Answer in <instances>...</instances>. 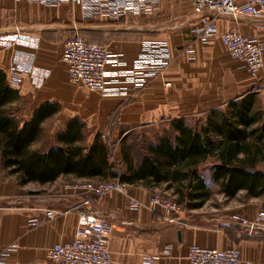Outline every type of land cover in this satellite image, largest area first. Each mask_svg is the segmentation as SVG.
<instances>
[{"label": "crops", "instance_id": "crops-1", "mask_svg": "<svg viewBox=\"0 0 264 264\" xmlns=\"http://www.w3.org/2000/svg\"><path fill=\"white\" fill-rule=\"evenodd\" d=\"M195 25L192 0H160L152 15L119 21L100 17L85 19L81 9L71 4L57 10L38 3L0 0V70L6 74L8 84L19 91L23 98L21 104L29 101L26 103L29 118L44 103L60 106L59 113L44 125L45 129L49 122H58L52 145L56 144L57 134L74 118L91 129L86 141L90 145L97 134H103L116 113L117 122L113 126L116 128L110 133L114 141L117 133L125 131L124 136L133 129L164 126L171 131L173 121L180 118L190 121V115L176 111L173 97H192L200 91L204 97H219V105L210 104L201 110L209 113L225 110L230 102L247 95H256L258 99L264 94V67L259 76H252L240 61L229 55L221 41L224 33L237 30L245 36H258L264 42V28L256 32L251 20L234 23L221 19L219 34L202 45L192 42L190 32ZM16 30L24 32L22 42L5 49L4 42ZM78 32L90 34L100 45L122 55L128 68L142 52L144 41H166L173 63L135 97L84 93L70 81L68 66L62 61L65 42ZM12 66L16 72L10 71ZM166 82L171 84L170 89L165 88ZM164 90L171 91L170 99ZM66 180L86 181L63 176L54 183L39 185L43 193L38 195L36 191H23L26 186H20L17 178L7 176L0 169V250L12 247L2 264H51L47 250L54 244L74 239L78 228L76 214L46 221L47 210L63 211L81 200L67 187ZM127 187L129 196L115 193L93 198L90 206L93 212L108 216L112 223L113 264H144L145 258L152 255L161 257L158 264H189L187 255L193 245L220 250L237 247L242 264L248 261L264 264V238L249 237L229 225L230 217L235 214L254 219L264 208L262 198L238 200L245 192L233 199L219 194V204L208 208L213 195L203 208L184 211L179 217L183 223L177 225L166 221L164 211L157 214L150 210L148 203L157 189ZM165 192L172 196L171 192ZM129 197L140 205L133 208ZM35 219L45 222L33 228L30 222ZM169 246L172 252L166 255Z\"/></svg>", "mask_w": 264, "mask_h": 264}, {"label": "trees", "instance_id": "trees-1", "mask_svg": "<svg viewBox=\"0 0 264 264\" xmlns=\"http://www.w3.org/2000/svg\"><path fill=\"white\" fill-rule=\"evenodd\" d=\"M22 99L0 70V167L20 186L51 184L63 176L118 179L126 186L164 188L186 210L203 208L213 187L228 199L245 192L264 201V116L256 95L209 112L200 126L186 118L173 121L171 131L149 138L137 157L123 142L119 173L113 171L109 146L100 134L86 145L88 129L79 118L67 123L50 149L34 150L60 106L44 103L24 119Z\"/></svg>", "mask_w": 264, "mask_h": 264}, {"label": "built area", "instance_id": "built-area-1", "mask_svg": "<svg viewBox=\"0 0 264 264\" xmlns=\"http://www.w3.org/2000/svg\"><path fill=\"white\" fill-rule=\"evenodd\" d=\"M16 2L38 3L59 10L65 4L81 9L85 19L108 18L114 21L130 19L139 15H152L160 0H15ZM196 25L190 32L192 42L207 45L220 32L219 21L228 19L240 23L251 20L255 31L264 28V0H192ZM3 47L10 49L23 39V31L16 30ZM221 41L229 55L242 63L252 76H259L264 67V42L258 36H245L237 30H230L221 36ZM191 48V46L189 47ZM62 61L68 66L70 81L90 92L103 97H135L145 90L155 79L162 76L172 65L173 55L166 41L146 40L142 52L128 68L122 55L114 54L108 47L91 43L80 35L65 42ZM110 66L112 68H110ZM16 72L15 66L10 68ZM165 88L171 84L166 82ZM74 191L80 201L63 211L47 210L46 221L76 214L78 228L74 239L66 243L54 244L47 250V260L51 264H113L110 249L112 223L108 216L97 214L90 209L92 200L105 195L122 193L129 196L128 187L118 179L112 181H85L67 186ZM130 204L137 208L139 202L129 197ZM151 211L166 213V221L180 225L179 217L184 213L181 206L159 195H153L148 203ZM45 221L30 222L31 227L41 226ZM229 225L249 237L264 238V210L254 219L242 215H232ZM12 247L0 250V264L9 255ZM172 247L166 248L170 255ZM160 256H148L144 264H158ZM189 264H242L241 253L237 247L226 250L203 248L193 245L187 255ZM245 264H254L246 262Z\"/></svg>", "mask_w": 264, "mask_h": 264}, {"label": "rangeland", "instance_id": "rangeland-1", "mask_svg": "<svg viewBox=\"0 0 264 264\" xmlns=\"http://www.w3.org/2000/svg\"><path fill=\"white\" fill-rule=\"evenodd\" d=\"M75 35H80V36L84 37L85 39H87L88 41L97 42L100 44V42L94 41L92 36L88 33L78 32ZM78 87H81L83 89L84 93L89 92L87 89H85L82 86H78ZM202 92L200 91L199 95L192 96V97L191 96H187V97L184 96V97H179V98L177 97V99L175 97H173V99L176 100V102H174V104H172V105L176 106V108L178 109L176 111H178V112L180 111L179 113H181V114L190 115V117H189L190 122L193 124H197L199 126L202 125L203 122H205L207 114H208L205 112H201V110L207 109L210 106V104L214 105V104H216V103L218 104L220 102L219 97H216L214 95H212L213 97L212 96H205L204 97L201 94ZM166 93L168 95V98L170 99L171 91H165L164 95ZM187 99H188V102H187ZM181 100H183V101H181ZM28 102L29 101L27 100L25 103L21 104L20 106L27 107L26 103H28ZM257 109H260L263 113V116H264V94L257 99ZM28 115H29L28 111H26V108H25L24 119H28L29 118ZM117 115H118V113H116L114 115V117L111 118V120H110L111 124L107 128H105L103 130V134H100V135H101L102 140L103 141L105 140V142L109 146L110 156H111L110 161L114 167L113 171L119 173L121 171V160H122L121 159V157H122L121 156V152H122L121 147H122L123 142H125L126 145H130L132 147L133 156L137 157L139 154L142 153L143 145H144V143H148L149 138L154 139L155 135L160 134V133L162 134L164 132H169V131H168V129L165 130L164 126H160L158 128L153 127V128H149V129H146V128H139V129H135V130L133 129V130L129 131V133H127L124 136H123V133L125 131H122L121 133L115 132V134L116 133L117 134L115 137L116 139L114 141L111 139L112 134L110 136V133H112V131L115 130V128H116V127L114 128L113 126H116L114 124H116V122H117L116 121ZM263 119H264V117H263ZM57 124H58V122L55 120H53L47 124V126L44 129V134H43V137L41 138L40 142H38L36 145L33 146L34 150L46 151V150L50 149L52 146H54L51 144V138L53 136V131H54L55 125H57ZM159 128H161V129H159ZM87 129H88V134H89L91 129L90 128H87ZM157 131L159 133H157ZM0 169L3 170L1 167H0ZM3 171L5 172V174L7 176H10V175H8L7 171H5V170H3ZM203 171H204V169H203ZM206 172H208V171L205 170L204 174ZM12 177L17 178L16 176H12ZM106 181H112V180H106ZM66 182H67L66 183L67 186L79 183V181H72V180H66ZM93 182H101V181H93ZM212 189H213L214 198H213V202L208 204V208H210V206L212 207L214 205L219 204L217 202V199H218L217 197L220 194L218 192L219 189H218V187H213ZM23 191H36V192H38L37 193L38 195H42L43 187L39 186L38 184H29L25 187V189ZM57 191H58V189L52 190V193H56ZM154 195H159L166 200L176 202L175 199L172 198V196H169L170 194H167L165 191H163V188L157 189L156 191H154ZM240 197L241 198L240 199L238 198V200H244L247 198V195H246V193H244V194H241ZM184 206L182 205L181 209L183 211H187V213H188V210H186L184 208ZM263 207H264V205H263ZM262 210H264V208ZM262 210H260V211H262Z\"/></svg>", "mask_w": 264, "mask_h": 264}]
</instances>
